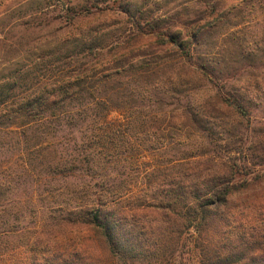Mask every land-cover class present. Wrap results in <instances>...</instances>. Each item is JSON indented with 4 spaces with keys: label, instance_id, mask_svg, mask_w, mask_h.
I'll list each match as a JSON object with an SVG mask.
<instances>
[{
    "label": "trees",
    "instance_id": "16d2710c",
    "mask_svg": "<svg viewBox=\"0 0 264 264\" xmlns=\"http://www.w3.org/2000/svg\"><path fill=\"white\" fill-rule=\"evenodd\" d=\"M186 1L86 30L106 12H81L35 59V94L0 82V245L28 184L43 227L83 234L104 264H264V34L244 30L264 5ZM74 253L46 264H85Z\"/></svg>",
    "mask_w": 264,
    "mask_h": 264
},
{
    "label": "rangeland",
    "instance_id": "374dc122",
    "mask_svg": "<svg viewBox=\"0 0 264 264\" xmlns=\"http://www.w3.org/2000/svg\"><path fill=\"white\" fill-rule=\"evenodd\" d=\"M238 1L240 0L224 2L232 4ZM256 1L264 5V0ZM186 2V0H0V82L25 77L27 83L17 89V97L14 99L16 102L25 96L35 94V59L68 38L71 23L75 22L76 16L81 12L85 14L97 9L106 12L100 20L77 22L76 27L80 26L81 30H86L104 24L105 20L127 21L125 12L132 13L138 8L153 10L156 15L167 14L170 9L174 11ZM251 8L250 6L249 9L253 10L252 15L248 13L245 15L244 30L247 35L258 41L264 34V24L261 21L264 8L261 9L260 6ZM112 118L118 119L121 116L114 114ZM251 120L253 126H263L264 112H256ZM249 136L252 137L251 133ZM22 161L26 160L20 158L19 164ZM10 166L7 167L8 172H13L16 165L13 164L11 168ZM39 194L40 191L36 190L35 185L29 187L27 184L16 194L8 197L6 202L9 206L16 205L24 210L30 205V210L24 211L22 225L16 233H9L2 240L0 264L34 262L46 264L56 252H65L68 255L75 252L81 263L104 264V253L90 241L84 240L83 234L71 232L69 229L43 227ZM163 264L201 263L198 255L191 252L184 258L178 254L171 263Z\"/></svg>",
    "mask_w": 264,
    "mask_h": 264
}]
</instances>
